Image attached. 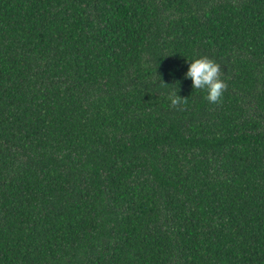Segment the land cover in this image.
Segmentation results:
<instances>
[{"label": "trees", "instance_id": "trees-1", "mask_svg": "<svg viewBox=\"0 0 264 264\" xmlns=\"http://www.w3.org/2000/svg\"><path fill=\"white\" fill-rule=\"evenodd\" d=\"M0 264H264V0H0Z\"/></svg>", "mask_w": 264, "mask_h": 264}, {"label": "clouds", "instance_id": "clouds-1", "mask_svg": "<svg viewBox=\"0 0 264 264\" xmlns=\"http://www.w3.org/2000/svg\"><path fill=\"white\" fill-rule=\"evenodd\" d=\"M221 75V66L215 60L201 56L191 60L185 78L191 79L193 89L207 90L206 99L210 103L220 104L223 94L227 90V84L221 79ZM177 92L169 93V100L174 108H179L188 102L187 98L180 97Z\"/></svg>", "mask_w": 264, "mask_h": 264}]
</instances>
